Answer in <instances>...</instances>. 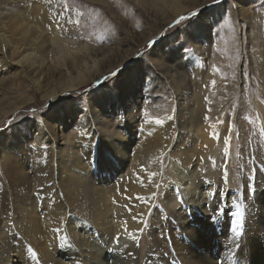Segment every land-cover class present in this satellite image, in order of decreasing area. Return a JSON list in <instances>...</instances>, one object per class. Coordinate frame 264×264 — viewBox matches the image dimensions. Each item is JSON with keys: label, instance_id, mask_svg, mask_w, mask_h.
I'll use <instances>...</instances> for the list:
<instances>
[{"label": "rangeland", "instance_id": "374dc122", "mask_svg": "<svg viewBox=\"0 0 264 264\" xmlns=\"http://www.w3.org/2000/svg\"><path fill=\"white\" fill-rule=\"evenodd\" d=\"M4 4H7L8 8L21 9V15L26 13L27 5L37 6L44 14H35L32 17L47 16V18L36 22L37 26L42 22L39 24L42 28L35 31L32 29L35 23L24 17L23 20L30 22L28 29L25 30L28 33H19L9 26L5 31L9 39L8 37L2 39L5 28L0 24V55L3 54L4 60L7 61V63L4 62L6 65L0 64L3 67V69L0 67V72L4 70L7 72L0 77V115L7 114V117L0 123V135L13 130L17 132L19 127L32 130L30 129L32 123L39 125L61 107L76 105L92 118L94 114L92 107L100 103L104 104L106 99L109 100L114 96L117 104L114 105L113 112L116 109L123 111V106L119 101L123 89L120 81L129 80V69L139 63L141 67H147L152 71L149 75L157 86L153 91L144 95L139 104L131 108L132 112L127 114H133L135 118L137 115L138 119L141 118L144 122L162 125L161 132L165 136V145L169 144L172 139H179V135H184L189 130V124H191L190 130H192L191 126L197 123H199V128L207 125L210 129V136H205L204 140L198 142V146L204 148L207 141L213 139L214 152L209 157L199 155L198 171L191 178L190 185H184V189L177 188L178 194L174 208L178 207L179 201L191 203L188 195L192 193L197 181L206 183L207 187L201 192L207 193L205 197L208 196V198H204V203L200 200L201 203L195 205L196 208H201V205L205 206L203 204L210 205L216 185L220 186V180L224 177L221 172L224 163L227 162L226 182L234 192V198L229 202V207L238 210L240 224L239 235L235 240L230 237L223 240L220 233L222 217L218 218L224 214L225 208L222 204L216 210L217 217L212 216L209 223L202 224L205 228L201 229L200 236L189 237L186 233L178 231L175 220L171 217V209L162 202V187L173 180L163 174L157 183L156 196L140 231L133 232L134 240H136L134 245L137 248L135 264H151L148 262V257L151 255L153 262L157 264H188L190 260L196 259L199 264L260 263L249 257L252 247L251 242L247 240L245 234L247 231L244 228V209H247L244 187L246 180H252L256 165L264 171L262 167L264 166V125L257 104L258 102L264 109V65L262 68L257 66L259 59L263 60L260 62H264V57L261 55L264 52V0H147V2L146 0H0V5L4 6ZM177 10L182 11L180 16L184 17V20L180 23L176 21L169 24L177 17ZM10 32L13 34L11 35ZM50 35L56 36L51 37ZM27 41L30 43L28 44ZM34 43L37 45H33ZM28 47L35 49V59L32 64L19 62L20 57H17V52ZM41 51L46 53L41 54ZM94 53L97 55L95 56ZM124 53L129 56L124 61L115 64L114 56L119 57ZM81 55L83 57L80 59ZM10 57L13 59L10 60ZM95 59L98 60L99 65L97 61L94 62ZM105 59L109 60L105 61ZM84 61L86 68H84ZM175 67L176 69H173ZM100 68L104 69L105 73L95 76L94 72H98ZM173 71H177L180 75ZM89 74L93 75V79H90ZM165 74L168 77L172 75L175 82ZM78 75H81L84 81L80 85H77L81 80L80 77L77 78ZM37 77L39 88L35 81ZM71 84H76L77 88L47 104L48 96L51 98L50 96L58 91L64 92ZM141 86L142 83H139L137 88L140 89ZM143 89L146 91L148 86L145 85ZM175 92L178 93L175 94ZM190 98H193L196 105L194 116L199 117L200 122L193 117H186V115L191 116V111L188 109ZM178 109H182L181 114L176 113ZM174 114H176L175 118H173ZM181 117L183 126L178 129L179 125H182ZM157 119L162 123H156ZM225 128L226 131L223 132ZM71 130H67L64 138L71 139V144H74L77 136L69 134ZM29 137L32 138V136ZM184 137L190 140L188 135ZM11 138V145L19 144L16 138L13 136ZM32 147L35 148V145ZM6 160L7 163L10 160L8 165L3 163L2 159L0 160V177L8 184L9 181L5 179L4 174H9L14 168L10 166L11 163L14 165V159L9 154ZM168 160V156L164 157V163ZM38 188L40 189L41 186ZM219 189L221 188L217 187L216 192ZM218 194L219 197L222 196V193ZM185 198L189 200L186 199V201ZM8 200L10 205L7 215L9 218L6 221L8 220L10 224L8 221L6 224L11 228L10 226H17L18 215L13 211L11 198L8 197ZM110 220L111 218L106 227L116 228L115 222ZM11 232L14 231L11 230ZM125 234L126 232H120L119 229L114 232L113 229L111 238L117 239ZM199 242H202L206 248L199 247L197 245ZM112 244L114 247H111L113 250L111 255L114 257L109 255V262L113 260L114 264H129L123 258L120 260L121 257L117 253L124 247L119 242V238L112 241ZM39 245H33L32 249L28 250L30 257L27 255L25 259L29 263L38 264V255L35 254V250ZM157 251L165 254L160 256L156 254ZM209 253H215L211 255V261L207 260L206 255Z\"/></svg>", "mask_w": 264, "mask_h": 264}, {"label": "bare ground", "instance_id": "6f19581e", "mask_svg": "<svg viewBox=\"0 0 264 264\" xmlns=\"http://www.w3.org/2000/svg\"><path fill=\"white\" fill-rule=\"evenodd\" d=\"M169 7L171 8V6ZM25 9L27 10L26 13L21 15V9L8 8L7 4L0 7V24L5 28L2 33V39L3 37H8L7 39H9V36L6 35L7 32L5 33L9 26L13 30L16 29L19 33H28V31L25 32V30L26 28L28 29L30 22L23 20L24 17L31 19L32 23H35L32 28L35 31L42 28V26L39 25L42 22H40L38 26L36 22L41 19L45 20L47 16L35 18L32 17V15L44 14V12L40 11L37 6L27 5ZM179 11L180 12L177 10V17L174 15L176 18L173 19V21H168L169 24L180 19L182 11ZM12 34L13 33H11V35ZM50 36L55 37L56 35ZM25 39L27 40V38ZM29 43L30 42H28V44ZM37 43L39 42L37 41ZM37 43L33 45H37ZM105 48L108 49L106 46ZM88 49H90V47H88ZM112 49L113 48H111V50ZM16 50L17 49H15V51ZM71 50L73 49L71 48ZM34 51L35 49L32 47L19 50L16 54L18 55L17 57H20L19 62L32 64V61L36 57ZM45 53L41 51V54ZM99 53H101L100 50ZM2 55L3 54L0 55V64H4V62L7 63ZM63 55H65V53H63ZM82 55L80 59L84 56ZM261 55L264 57V52L261 53ZM128 56L129 55L125 53L120 54L119 57L114 56L113 61L117 64L124 61ZM42 57L45 58L44 56ZM12 59L13 58L10 57V60ZM96 59L94 62L97 61L96 63L99 65ZM108 60L109 59H105V61ZM260 61L263 60L259 59L257 66L262 68L264 62ZM85 64L84 61L85 67H82L86 68ZM77 65L78 70H80L79 64ZM151 65H153V63ZM173 69H176V67ZM79 72L80 71H78V73ZM150 72H152L150 69L141 67L139 63H137L129 69V80L123 81V79L120 81L121 88L123 89L120 93L119 101L123 106V111L116 109L115 112H113V107L117 104L114 96L109 100L106 99L104 104L100 103L92 107V112L94 113L92 118L87 115V112L82 111L83 109L81 110L76 105L73 107H61L53 114L46 117L45 121H42L39 125L32 123L30 128L32 130L26 127L24 129L19 127L17 128V132L13 130L0 135V152L3 163L8 165L10 160L7 163L6 159L9 154L14 159V165L12 163L10 164V166H14V168L10 170L9 174H4L5 179L7 178L10 185L9 183H5L0 177V264H32L25 258L27 255L29 256L28 250L32 249L33 245L35 246L37 244H40L38 248L36 246L38 250H35V254L38 255V264H114L113 260L109 262L108 259L109 255L113 256L111 255L113 252L111 249L113 246L112 241L117 240L116 238H111L113 229L114 232L117 231V229H119L120 232H126L125 235L118 237L119 242L124 246L119 252L117 251L118 255L121 257L120 260L124 259L129 262V264H135L137 248L134 245L136 240H134L133 232L140 231L147 212L156 196L158 190L157 183L163 177V174L168 175L173 180L167 184L165 183L166 185L162 187V202L171 209V217L175 220L178 231L186 233L189 237L200 236L201 229L205 228L202 224L212 220V216L217 217L218 213H216V210L218 206L223 204L225 208L224 214L218 217L219 219L222 217L220 223L221 236L223 240L229 237L235 240L238 237L240 214L238 210H234V208L230 209L229 207V202L234 198V192L227 186L226 182L227 162L224 163V168L221 172V174L224 175L220 180L221 184L220 186L218 184L216 185L221 189L216 192L217 187L215 188L210 205L203 204L205 206L201 205V208H196L195 205L200 204V200L204 203V198H208V196L205 197L207 193L201 192L203 188L207 187L205 186L206 183L197 181L194 189H192V193L190 191L191 194L188 195L191 199V203L188 204V202L179 201L178 207L174 208L176 206L175 203L178 194L177 188L180 187L184 189V185H190L191 178L198 171L199 155L209 157L211 153L214 152L212 148L213 139L208 140L204 148L198 146V142L204 140L205 136H210V129L207 125H205L206 127L199 128V123H197L191 126L192 130H190L191 124H189L188 128L190 131L188 130L184 135L178 134L179 139H172L169 144L165 145V136L161 132V128H163L162 125L144 122L143 119H138L136 114V118L133 114H127L128 112H132L131 108L138 105L144 95L153 91L157 86L155 85V81H153L154 79L149 75ZM94 73L95 76H100L105 73V70L100 68L98 72ZM175 73L180 75L177 71ZM5 74H7L5 70L0 72V77ZM89 75L91 76V74ZM80 76L78 75L77 78ZM165 76H167V74H165ZM165 76L164 78L168 77ZM171 76L168 78L173 80ZM91 78L93 79V75L90 79ZM37 79L35 81L39 88V78L37 77ZM85 79L87 78L85 77ZM79 81L77 85L84 83L82 78ZM139 83H142L140 89L137 88ZM145 85L148 86V89H146L147 92L143 89ZM76 88V84H71L62 93L57 90L58 92L52 94L50 96L51 98H49V96L47 97V104L53 99L62 97L65 93H69ZM176 93L178 92H175V94ZM114 95L116 94L114 93ZM189 101V106L192 108L189 106V108H187L191 111V116L186 115V113V117H193V119H198L200 122L199 117L194 116L196 114V105L193 98H190ZM174 103L172 105H174ZM177 104H179V102ZM257 104L260 109V114L263 117L264 125V109L258 102ZM176 105L175 107H177ZM5 110L6 109H4V111ZM181 111L182 109H178L176 113L179 112L181 114ZM184 113L185 111L183 114ZM6 117V113L1 114L0 123ZM175 117L176 114H174L173 118ZM177 118H179V116ZM180 122L181 124L183 123L182 117ZM182 126L183 124L179 125L178 129H181ZM68 129H72L69 134L77 136L75 140L76 143L74 144H71V139L64 138ZM224 131H226V128L223 132ZM164 133H166L165 129ZM186 135L190 137L189 141L187 140L188 137H184ZM11 136L16 138L19 144L14 146L11 145ZM29 136H32V138ZM33 145H35V148L32 147ZM10 150L11 153H9ZM166 156H168L169 160L167 163H164V157ZM8 167H6V169H8ZM260 169L261 167L257 165L254 167L252 173L253 178L252 180H246L244 187L247 201V209H244V228L247 231L245 233L247 240L251 242L250 246L252 247L249 257H252L256 262L260 261L258 264H264V171ZM5 172H7V170ZM39 186H41L40 189L38 188ZM37 188L39 189L38 192L36 191ZM218 193H222V196L219 197ZM138 196L141 199H137ZM8 197L11 198L13 211L18 215V217L16 216L17 226H10L11 228L6 224L8 221H6V219L9 218L7 210L10 205ZM35 199H38V201H35ZM186 199L187 198H185V200ZM187 200H189V198ZM109 218L115 222L116 228L113 226V229H111V227H106V224H109ZM198 228L200 230H198ZM11 230L14 232L10 233ZM199 243H197V245L202 247V242ZM203 247L206 248V246ZM156 254L162 256L165 253L157 251ZM213 254L209 253V255H206L208 261H211V255ZM199 256L200 255H198V258H200ZM148 260L151 264H157L153 262L152 255L148 257ZM202 260L206 259L202 258ZM193 262L199 264L197 259L190 260L188 264Z\"/></svg>", "mask_w": 264, "mask_h": 264}, {"label": "snow or ice", "instance_id": "6c2138e0", "mask_svg": "<svg viewBox=\"0 0 264 264\" xmlns=\"http://www.w3.org/2000/svg\"><path fill=\"white\" fill-rule=\"evenodd\" d=\"M183 20H184V17H180V20H178L177 23H180V22L183 21ZM106 79H107V77H106ZM213 84H215L214 81H213ZM156 123L159 124V123H162V121H160V120L157 119V120H156ZM137 199H141V198L138 196ZM117 239H118V238H117Z\"/></svg>", "mask_w": 264, "mask_h": 264}]
</instances>
